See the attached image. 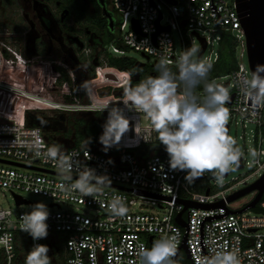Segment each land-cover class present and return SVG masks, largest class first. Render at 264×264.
Masks as SVG:
<instances>
[{
  "label": "built area",
  "instance_id": "1",
  "mask_svg": "<svg viewBox=\"0 0 264 264\" xmlns=\"http://www.w3.org/2000/svg\"><path fill=\"white\" fill-rule=\"evenodd\" d=\"M111 5L119 16L116 38L110 44L111 52L123 54L124 51L117 45L120 43L147 57V61L152 60L153 64H157L160 56L166 53L172 62L171 66L176 67L180 53L196 40L200 50L201 37L205 42L201 58L209 60L213 67L219 58V51H214L213 44L216 42L220 45L221 36L225 32L233 37L236 64L228 75L219 77V83L228 81V86L232 88L229 92L233 95L232 101L225 106L231 121L237 123L238 120L243 127L248 123L254 126L257 158L251 161L255 168L251 174L259 172L255 180L261 177L264 174V107L253 108L240 88L239 75L250 77L251 72L242 61V55L246 52L245 35L234 0H111ZM134 20L137 21L139 32L133 28ZM174 33L178 36L177 44L174 42ZM18 37L14 33L0 31V119H3L0 121V160L23 166L0 162V188L9 191L14 199L19 196L28 201L16 204L17 207L31 203L24 197L25 193L48 198V236L34 241L20 229V216L27 211L0 207V264H25L27 251L36 243L47 245L50 261L51 255L56 254L61 264H139L138 246L144 244L150 248L153 240L165 235H177L178 249L185 237L189 264H197L201 256L213 255L212 249L234 250L239 264H264V190L257 203L261 212L249 208L238 213L232 212L242 209L248 203L238 208L231 207L234 200L228 201V197L234 192L228 195L226 192L232 190L233 186L217 187L219 189L214 192L208 187L199 192L196 186L201 184L205 174L189 184L184 178L186 172L170 169L168 156H136L129 149L150 141L151 132L156 134L150 123L146 126L140 123V113L132 114L135 118L131 122L132 134L129 129L119 144L109 149L110 152L115 150L111 155L86 147H61L79 153L83 165L95 169L97 175H107L115 187L104 185L93 196H82L73 191L65 199L58 185L69 181L63 180L60 175L31 168H44L58 173L54 164L44 155L52 144L46 139L39 124L27 123L28 110L37 105L62 112H95L109 105V109L105 110L107 119L108 111L114 105L111 100L115 96L101 98L110 100L108 103L94 101L92 93L97 95L98 89L105 86L122 88L129 79V73L105 64L100 65L96 67L94 77L85 83L89 103L59 102L24 89L22 69L30 68V85L33 87L32 70L36 64L51 68L54 65L62 66L61 62L26 58L21 52ZM169 43L171 50L166 47L162 50ZM145 48L156 51L150 52ZM100 78L104 83L90 84L91 81L98 82ZM196 91L203 95V88ZM120 104L124 106L122 102ZM123 108L124 115L129 117L130 110L125 106ZM145 122H149L146 116ZM227 125L229 133V122ZM87 150L90 159L85 156ZM240 152L244 167L247 164L245 152ZM240 182L244 183V187L249 185L245 179L237 183ZM36 188L43 191L36 193L33 191ZM139 191L163 195L169 199L154 198ZM254 192L256 194L257 191ZM116 195L124 198L128 209L124 217L110 212L112 197ZM149 200L157 205V211L141 209L144 206L142 203ZM180 200L219 205L187 208L182 214V219L187 223L184 228L174 220L175 215L183 209ZM5 237H10V240L6 241ZM181 254L184 255L182 250L178 259Z\"/></svg>",
  "mask_w": 264,
  "mask_h": 264
},
{
  "label": "clouds",
  "instance_id": "2",
  "mask_svg": "<svg viewBox=\"0 0 264 264\" xmlns=\"http://www.w3.org/2000/svg\"><path fill=\"white\" fill-rule=\"evenodd\" d=\"M171 50V44L162 47ZM147 51L155 52L151 48ZM195 44L184 49L177 61V71H172L167 54H162L155 65L158 75L147 76L133 85L131 74L123 86V103L130 111L143 113L149 120L152 131L169 157V167L173 171L186 172L185 180L191 184L205 173H211L217 183H222L224 176L239 166L241 152L236 141L227 133L229 110L225 107L229 101V90L215 81H208L212 68L209 60L201 58ZM239 84L243 95L253 108L264 107V65H257L248 75H239ZM203 85V95L196 91ZM109 109L106 105L101 111ZM130 121L120 107H111L103 124V133L99 142L107 152L118 145L123 135L129 130ZM136 132V129H135ZM139 136V134L136 132ZM145 141H147L145 139ZM90 143V138L86 142ZM57 168L58 174L65 181L58 185L67 195L73 191L82 196H93L102 186H111L107 175H97L96 170L83 165L80 154L66 151L59 145H52L44 154ZM255 156V150L252 151ZM85 156L90 159L88 150ZM109 163H112L109 160ZM75 173V176L73 175ZM43 191L40 188L33 190ZM54 196V195H53ZM31 210L20 216V229L28 233L34 241L48 236L49 211L43 202L30 206ZM110 212L124 217L128 209L124 198L112 197ZM6 241L10 237L4 238ZM177 235H165L152 242L150 248L144 244L138 246L139 264H177ZM210 256H201L197 264H239L237 253L227 249H212ZM49 248L45 244H34L27 251L25 264H51Z\"/></svg>",
  "mask_w": 264,
  "mask_h": 264
},
{
  "label": "rangeland",
  "instance_id": "3",
  "mask_svg": "<svg viewBox=\"0 0 264 264\" xmlns=\"http://www.w3.org/2000/svg\"><path fill=\"white\" fill-rule=\"evenodd\" d=\"M0 2L2 3V4H0V31H2V32L7 31V32L14 33L16 35H20L21 37H23L22 34H24V33L27 34V32H28V26L25 24L24 19H23V15H22V10L20 9V6H18L19 4L17 2H19V1L18 0H0ZM109 7L113 11L112 5H111V0L109 1ZM165 15H166V11H165ZM115 18H116V22H118L119 16L116 13H115ZM84 32H85V29H84ZM92 34H94V33H91V35ZM115 34H117V30H115ZM234 34H236V32H234ZM213 36H215V35H213ZM92 37L96 38V39H101L99 34L98 35L94 34V35H92ZM92 37H89V39H87L86 42L92 44L93 43ZM173 37H174V42H176V44H177L178 43L177 34L174 33ZM195 40H196V38H195ZM19 43H20V47L22 50L21 52L24 54V56L26 58L37 59V60H40V59L44 60L46 58V56H43V55H40V56H38L37 54L32 55L29 52H27L26 48H24L23 38L19 41ZM110 44H111L110 42H109V44L104 43V47L107 48L108 52L110 54H112L113 56L128 57V58H131L133 61L145 62L147 65L153 64L152 60L147 61V59L145 57H143L139 52L134 51L133 49H130V48L123 47L120 43H117V45L120 46V48H122V50L124 51L123 54L112 53L111 48H110ZM194 44L198 47V45H199L198 40H196L194 42ZM102 46H103V41H102L101 47ZM219 48H220V45L215 42L213 44L214 51H219ZM43 53L44 52H41V54H43ZM51 57H53L52 59H60L62 57V54L59 53L58 50H55L53 47ZM242 61L245 64L246 68L249 70L246 52L243 53V55H242ZM36 65H39V64H36ZM49 69H50V67L48 65H46V67L42 68L41 70L36 71L38 75L34 79V86L32 87L33 89L38 90V92L39 91H41V92L45 91V88H43L41 85H43L45 82H47L49 80L48 79L49 72H52L53 74L56 73L53 69H51V70H49ZM43 76H47V79H44ZM91 78H92V76H91ZM51 79H52V77H51ZM53 79H55V78L53 77ZM86 80L87 79L79 78V89L81 90V93L85 97H88V93L86 92V88H85L86 87L85 86ZM224 80H226V79H223V81ZM213 81H215L217 83L220 81V79H219V77H216ZM52 82H53V80H52ZM47 83H50V82H47ZM95 83H104V81H102V79L100 78L98 82L97 81H91L90 82V84H93V85ZM57 85H59V84L57 83ZM226 88L229 90V92H231L232 88L230 86H227ZM42 95L44 96V94H42ZM52 96L55 97L56 94L53 93ZM52 96L48 95V98L54 99V98H52ZM92 97H93L94 101H101V102L106 101L108 103L110 101L107 99H101L102 97H100V96L98 97L94 93H92ZM120 98H122V97H114L113 100H111V101H114V105H112V106L113 107L114 106L120 107L124 110V108H123L124 106H122L119 102L121 100ZM87 102L88 103L90 102V98L87 99ZM29 112L35 113L36 115L43 118L42 124L41 123H38V124L43 128V130L48 132L49 136L54 137L53 139L56 141H65V142H66V138H71V137L70 136H68V137L63 136V134L66 133V131H65L66 129H67V131L71 130L70 126H71V121H73V119H77L79 117L85 118L88 121H93L96 119L93 116L92 111L62 112L59 110H55L51 107L43 108V107L34 105V108L28 110V112L26 113V120H27V116H28ZM101 113L104 115L105 119L102 120L101 118H98V121L100 122V125H103L106 121V111H103ZM133 113L138 114L135 111H129V117H127V118L129 119L130 122H132L133 119H135L132 117ZM60 114H62L64 117L62 120L59 117ZM140 116H141V118H139L138 120L140 121V123L142 125L146 126L147 124L150 123V122H148V123L145 122V115L143 113H140ZM228 122L230 124L228 135L231 136L232 138H234L236 141V146L241 151L245 152V159L247 161V164L244 165V167H242V168H238V169H235L234 171L228 172V174L226 176H224L222 183H217L216 180L212 177L211 173H205L206 177L202 178L201 184L196 186V190L199 192H203L208 187H210L211 191L214 192V191H217L220 187L226 188L229 186H233L231 188L232 190H229L226 192L228 195V194L235 192V191L241 189L242 187H244V183H242V182L237 183V182L245 179L246 184H251L259 176V172L251 174L252 171L255 169L253 167V165L251 164V161L254 160L255 158H257L256 143H255L256 135H255L254 126L252 124L248 123V124H246L245 127H243L239 123L238 120H237V123H235L234 120L231 121L230 115H229ZM61 124L64 126L63 127L64 130H62V129L57 130L58 125H61ZM102 133H103V128H101V131H100L101 135H102ZM154 136H155V134L153 132H151L149 134L150 139H153ZM96 143H97V145H90L89 144V145H87V147H89L93 150H97L99 152H102L106 155H111V152L109 150L107 152H105L103 150L104 146L99 142V138H97ZM253 150H255V152H256L255 156L252 155ZM217 187H219V188H217ZM254 194H255V192H251L247 195H244V196L234 200L231 203V207L232 208H238V207L246 204L247 202H249L252 199ZM24 197L27 200H29L31 203L17 207L13 195L9 191L0 188V207L1 208H9L12 210L22 209V210L28 211V210H31L30 206L37 203V202H43L47 206L50 203V200L48 198H45L42 196H37V195L25 193ZM142 204L144 206H141V209L144 211L154 212V211L158 210L157 205L151 203L150 200L148 202L142 203ZM62 207L67 208L69 206L63 205ZM24 235H26V234H24ZM57 257L58 256L56 254L51 255V264H61L59 262V260L57 259Z\"/></svg>",
  "mask_w": 264,
  "mask_h": 264
},
{
  "label": "trees",
  "instance_id": "4",
  "mask_svg": "<svg viewBox=\"0 0 264 264\" xmlns=\"http://www.w3.org/2000/svg\"><path fill=\"white\" fill-rule=\"evenodd\" d=\"M69 4L70 6H76L75 7V17L80 18L83 21V24L88 27L93 33L99 34L101 37V40L104 43H112L113 40L116 38L115 32H111L107 27V21L106 18L102 15V7L97 2V0H87V2H84L83 0H64ZM106 9L110 12H112L111 8L109 7V1L110 0H104ZM76 3V4H75ZM89 8L91 10H89ZM96 41V39H94ZM235 41L233 37L228 33L225 32L221 36L220 40V48H219V58L217 62L214 64V66L211 68L210 72L208 73V81L215 79L216 77H222L228 75L235 67L236 61H235ZM106 54V53H105ZM108 54V53H107ZM105 55V65L109 67H114L118 69L119 71H125L131 74V81L133 85L137 82H139L141 79L147 77V76H155L158 75L155 65H142L137 66L135 63L136 61H133L131 58L128 57H117L113 56L112 54ZM46 66L36 65L33 69V79L38 75L37 70H41ZM172 67V71H177L176 67ZM59 71H56V73L61 72V69L57 67ZM55 73V74H56ZM94 74V73H93ZM92 74V75H93ZM91 75V76H92ZM60 78L55 80L59 85H62L63 80H65V76L60 74ZM90 78V77H88ZM22 80H23V88L29 91H32L34 93H37L38 90L33 89L30 85V68L25 67L22 69ZM203 85L198 87L197 89H202ZM120 90L123 91V88L115 90V93L117 96H119ZM53 93L56 94L55 97H53ZM123 93V92H122ZM37 94H44V96L51 95L52 98L59 102H70L73 104H79L83 102H87V99L84 98V95L81 93V90L79 89V84L75 85V89L72 90H62L61 88L58 90L49 91L46 90L41 92L39 91ZM43 96V95H42ZM93 116L96 118L93 121H88L85 118H77L73 119L71 121V130L66 131V133L63 134V136H70L71 138H66V143L69 145H73L76 147H86V142L90 138V145H97L96 140L99 138L101 128H103V125H100V122L98 121V118H101L102 120L105 119L104 115L101 113V111H95L92 113ZM43 118L36 115L35 113H30L27 116V123L29 124H42ZM45 137L48 140V142L52 145H59L62 147L64 141H56L54 140L52 136L48 135V132L44 130ZM63 133V132H62ZM88 144V145H89ZM89 148V147H87ZM131 152H133L136 156L143 158L146 156H149L150 154H160V155H166L164 146L160 144L159 140L157 139V134H155L154 138L150 141L141 143L139 146L135 148L129 149ZM111 152H115L114 149L111 150ZM254 212H261L262 209L259 207V204L255 206L254 209H252ZM177 264H189L186 257L182 254L180 258L177 261Z\"/></svg>",
  "mask_w": 264,
  "mask_h": 264
},
{
  "label": "flooded vegetation",
  "instance_id": "5",
  "mask_svg": "<svg viewBox=\"0 0 264 264\" xmlns=\"http://www.w3.org/2000/svg\"><path fill=\"white\" fill-rule=\"evenodd\" d=\"M18 1L24 22L28 26L27 34H22L23 37L19 35L18 41L23 38L24 48L30 54L43 55L46 56L45 61L55 60L62 64V66L54 65L49 70L53 69L56 72L59 71L57 69L59 67L66 79L63 80L62 85H57L55 80L61 77V72L56 74L49 72V80L47 82L50 83L45 82L41 85L45 86L46 90L53 91L61 88L62 90L73 91L75 85L79 84V78L91 79V75L95 74L96 67L105 64V55L110 53L104 45L101 47V39L92 37L95 33L91 35L93 32L83 24L82 19L75 17L76 6H70L64 0ZM83 1L87 2V0ZM0 4L2 3L0 2ZM89 10L91 9L89 8ZM110 13L115 23L114 31L112 32H115L117 23L115 12L112 11ZM89 37L93 39L92 44L86 42ZM53 47L62 54L60 59H52ZM41 52L44 53L41 54ZM94 74L92 77H94ZM43 77L47 79V76ZM71 77H73V81ZM52 80L55 82L53 83ZM117 89L121 88L100 87L97 91V96L106 97L113 95L118 97L115 93ZM84 98L88 99L85 96Z\"/></svg>",
  "mask_w": 264,
  "mask_h": 264
},
{
  "label": "water",
  "instance_id": "6",
  "mask_svg": "<svg viewBox=\"0 0 264 264\" xmlns=\"http://www.w3.org/2000/svg\"><path fill=\"white\" fill-rule=\"evenodd\" d=\"M97 2L102 7V15L106 18L108 29L111 32L114 31L115 23L113 21L111 13L106 9L105 1L104 0H97ZM234 2H235V7H236V10L238 12V15L240 17L241 27L244 31L248 66H249L250 72L252 73V71L255 70L257 65H264V0H234ZM159 18L160 17H158V20H159ZM158 20H157V22H158ZM133 28L135 31L139 32V27H138L136 20L133 21ZM155 35L156 34L153 35V38L155 37ZM199 39L201 41V48L199 50L198 55L201 57V55L205 49V42H204L203 38L199 37ZM145 58L147 59V57H145ZM135 64L137 66H142V65H145L146 63L141 62V61H136ZM110 77H112V75H110ZM217 83L223 85L224 87H227L229 85L228 81H225L224 83H219V82H217ZM122 92L123 91L120 90L119 97H122ZM229 95H230V98H229V101L227 102V104L231 103L232 97H233L232 93ZM59 117L61 118V120L64 118L62 114H60ZM0 121H3V119H0ZM63 127L64 126L62 124L58 125L57 130L58 129L64 130ZM226 128H227V132H228V125H226ZM129 129H130V132L132 134L133 124L131 122H130ZM65 131H67V129ZM67 147H68L67 144H65L63 146L64 149H66ZM0 162H6V163H9V164H12L15 166H23V165H20L18 163L10 162V161L0 160ZM31 168L38 170V171L59 175L58 173H56L54 171L47 170L44 168H38V167H31ZM238 168H242L241 159H240L239 166L236 167L235 169H238ZM111 186L115 187L113 185H111ZM263 190H264V174L261 177H259L257 180L252 182L251 184L235 191L234 193H232L228 197V201H233V200H236V199H238L244 195H247L251 192L257 191L256 194L254 195V197L242 209L235 210L232 212L238 213L244 209H248V208L254 209L255 206L257 205L258 201L261 199ZM139 192L142 194H146L148 196L154 197V198L169 199V197L159 195V194H155V193H148V192H143V191H139ZM207 192L208 191L206 190V193ZM26 202H28V201H25L24 199H22L19 196H15V203L16 204H21V203H26ZM180 202L183 204V209L175 215L174 220L178 225H180L181 227H184V228L187 227V223H186V221H184L182 219V214L186 212L187 208H189V207L210 208V207H216L219 205V203L201 204V203H197V202L189 201V200H180ZM218 217H220V216H218ZM180 250H182L184 252L185 257L188 259L189 254H188L186 244H185V237L183 238V241H182V244L180 245V248L177 250L176 260L178 259L179 255H180Z\"/></svg>",
  "mask_w": 264,
  "mask_h": 264
},
{
  "label": "crops",
  "instance_id": "7",
  "mask_svg": "<svg viewBox=\"0 0 264 264\" xmlns=\"http://www.w3.org/2000/svg\"><path fill=\"white\" fill-rule=\"evenodd\" d=\"M41 66H46V65H41ZM44 97H46V96H44ZM47 98H48V97H47ZM65 144H67V143L64 141V143H63L62 146H64ZM67 146H69V144H67Z\"/></svg>",
  "mask_w": 264,
  "mask_h": 264
},
{
  "label": "bare ground",
  "instance_id": "8",
  "mask_svg": "<svg viewBox=\"0 0 264 264\" xmlns=\"http://www.w3.org/2000/svg\"><path fill=\"white\" fill-rule=\"evenodd\" d=\"M116 75H118V74H116ZM47 105H48V103H46ZM50 106H51V104H49Z\"/></svg>",
  "mask_w": 264,
  "mask_h": 264
}]
</instances>
